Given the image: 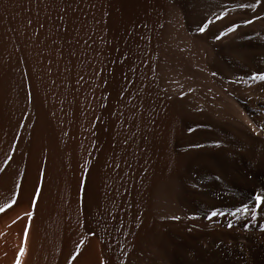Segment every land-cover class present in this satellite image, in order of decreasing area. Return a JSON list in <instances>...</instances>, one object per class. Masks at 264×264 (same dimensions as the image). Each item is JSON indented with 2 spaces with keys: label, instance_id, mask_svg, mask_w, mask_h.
<instances>
[{
  "label": "bare ground",
  "instance_id": "6f19581e",
  "mask_svg": "<svg viewBox=\"0 0 264 264\" xmlns=\"http://www.w3.org/2000/svg\"><path fill=\"white\" fill-rule=\"evenodd\" d=\"M166 1L0 0V264L25 260L14 255L24 221V264H134L148 242L167 245L169 264H264L249 259L264 226L235 213L264 186V86L227 75L240 40L218 18L260 2L264 19V0H171L218 90L184 120L189 199L165 187L187 144L173 137L170 98L200 93L167 71L158 88L151 34ZM187 215L191 229L171 225Z\"/></svg>",
  "mask_w": 264,
  "mask_h": 264
},
{
  "label": "rangeland",
  "instance_id": "374dc122",
  "mask_svg": "<svg viewBox=\"0 0 264 264\" xmlns=\"http://www.w3.org/2000/svg\"><path fill=\"white\" fill-rule=\"evenodd\" d=\"M172 3L173 2H171V0L166 1L164 11L162 12L160 16L161 19H159L160 23H158L159 25L157 24L158 26H155V29L157 32L155 30H154L155 32H152L153 35L151 34L152 36L151 39L154 45L153 46L154 47L153 57L155 56L154 57L155 58L154 60L155 73H156L155 76L157 77L156 78L158 80L157 85L159 86L158 88H160L159 90L161 91V93L163 94V91H165L164 88H166V85L168 84L164 78V76H166V71H167V77L170 76V78L175 80L176 83L178 84L182 83L186 79V81H190L193 84L194 89L198 90L200 93V96H199L200 98H198V96H195L196 99L192 97L191 96L192 94L190 93H187V94L185 93L186 96L184 95V96H181L180 98L175 97L174 99V95H172L170 98V102L174 107V115H175V116L173 115V119H174L173 137L177 139L179 138L180 140H183L187 144L179 149H176L175 152L173 153V155L175 156L172 155L171 158L168 160L169 162L168 161L166 162L167 163L166 165L169 167V168L167 167V172H169V174H172L171 177L173 178V180H175V182L168 181L165 187L167 188L168 186L169 187L171 186L170 189H173L172 190L174 192L173 194L178 195L182 192L187 197V199H189L191 197L192 189H193V183L191 182L192 177L190 176L191 175L190 168L187 166L188 164L190 166V163H191L190 160L192 157V152H191L192 147L191 146L189 147L190 145L189 140L191 138V132H190L191 130L189 127L188 128L186 127V123L184 120L192 116L193 112L198 108H201V109L210 108L212 106V101L210 100V98L211 96H213V94H218V90L216 89L213 82L211 81V77L209 76L210 74L206 71V69L204 68V65L202 64V61L205 55L202 52L201 45L198 42L191 41L190 39L184 36L182 32V28H181V18L178 14H176L177 13L175 12L176 10L174 11L175 8L171 9V7H173ZM255 3L251 4L250 6L246 4H241L239 6H236L235 8H232L231 9L232 13L229 10L230 13L229 11H226L225 13L227 14L218 16L220 20L223 19L224 16L225 17L227 16V18H229L230 16L229 19H233L236 21V23L229 29L230 31L229 34H230L231 40L237 41L239 39L240 42L238 40L237 43L239 42L240 44L238 43L239 45L238 46L236 43L237 46L235 50L234 51L230 50L227 52V54L228 53L230 54L232 51L234 53H231L230 56L229 54L227 55L229 56L227 57V60L230 63V65L226 67V72L230 78H234L236 76V79L238 78L237 79L238 84L241 87H257V86L262 87L264 86V80L259 78L260 76H264V31H262V29H264L263 28L264 19L262 15H260V12H259V10H261V7H259L261 6V3L260 2H255ZM257 12L260 16L257 14ZM238 18L239 20H237ZM260 20H262V22ZM262 23L263 25H261ZM242 31L246 32L247 34L245 35V37L243 36L242 38H240L241 37L240 33ZM171 34L174 37L181 38L183 41V44L187 45L188 48H185V49L181 47L179 48L172 40L173 38L171 37L173 36H171ZM235 36H238V37H235ZM237 47L239 50L237 49ZM181 89L184 90L182 86H181ZM185 166L188 168H186ZM181 167H184L185 170ZM180 168L183 169V172L181 171ZM174 174L175 175L178 174L177 177H174ZM179 181L181 182V184ZM172 182L175 183V185ZM255 191L260 192L259 190H256V189ZM239 197L240 196H237V198ZM253 200H254V194H252L251 198L249 199L247 203H243V204L239 203L238 204L239 206H237L235 213L238 216L248 217L250 220H252L253 223L257 225V230L260 231L259 227L264 226V211L261 210V204L260 203L254 204ZM25 213L26 212L23 211V209L21 208L19 212V216L21 215L24 216ZM184 218L185 217L178 218L181 221L178 219H177L178 221L176 219L174 220L171 218L169 219L171 220V225L174 227L191 229L193 227L192 226L193 223H192L190 216L187 215V217L185 219ZM21 226H20L21 230L19 231L21 233V236H20V233L18 236L20 237L18 240V250L16 251V253H14L16 261L21 260V259L26 260L27 255L29 253L28 248H27L28 245H26L28 244V240H29L28 238L29 234H27L28 233L27 222L26 221L22 222ZM148 244L149 246H147ZM150 245L152 246V248H150ZM161 246L163 245L161 244ZM142 247H143L142 249L140 247L141 249L140 252H142L143 254H140L142 256L138 254L135 257L136 261H134V264H169L167 245L163 246L164 248L159 246L160 248L156 250L157 247L153 245L152 242H148L147 244L144 243ZM158 250H159V253H158ZM146 251H148L149 257H148V254L147 256L146 254H144V252ZM153 252L155 255L152 254ZM250 255L251 256L249 257V259L251 260V262H256L260 256L264 255V249L262 247L257 246L254 249H252ZM150 257H152L151 260L149 259ZM25 260L23 261L22 264H24ZM21 261H19L18 263H20Z\"/></svg>",
  "mask_w": 264,
  "mask_h": 264
},
{
  "label": "snow or ice",
  "instance_id": "6c2138e0",
  "mask_svg": "<svg viewBox=\"0 0 264 264\" xmlns=\"http://www.w3.org/2000/svg\"><path fill=\"white\" fill-rule=\"evenodd\" d=\"M251 22V21H249ZM207 31V28H202V34L203 32ZM217 38H222L221 36H217ZM260 79L264 80V76H260ZM253 194H254V200L253 203H260L261 204V210H264V186H262V190L260 192H256L255 190H253ZM219 215V213L212 211L211 212V216L215 217ZM173 219H178L177 217H173Z\"/></svg>",
  "mask_w": 264,
  "mask_h": 264
}]
</instances>
